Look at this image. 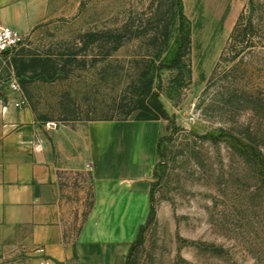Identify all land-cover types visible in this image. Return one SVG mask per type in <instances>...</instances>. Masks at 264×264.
I'll use <instances>...</instances> for the list:
<instances>
[{"label": "rangeland", "instance_id": "obj_1", "mask_svg": "<svg viewBox=\"0 0 264 264\" xmlns=\"http://www.w3.org/2000/svg\"><path fill=\"white\" fill-rule=\"evenodd\" d=\"M244 8L223 29V22L216 26L204 15L201 34H195L183 0H52L49 21L0 58L2 89L8 92L16 82L42 126L86 124L93 109L107 111L115 100L130 98L140 70L156 73L155 88L176 127L165 134V157L152 178L156 214L143 227L129 264H264V110L258 106L264 105V49L238 61V79L229 74L206 90ZM182 13L191 22L195 54L192 67L184 51L179 69H172L189 28ZM97 32L106 35L100 44L82 39ZM212 33L224 39L215 59L220 44L209 40ZM200 41L212 43L211 51L203 53ZM70 55L77 61L67 62ZM34 58H51L37 67L42 77L29 71L19 77ZM54 62L60 73L48 80ZM65 178L73 235L91 210L92 188L85 176Z\"/></svg>", "mask_w": 264, "mask_h": 264}, {"label": "crops", "instance_id": "obj_2", "mask_svg": "<svg viewBox=\"0 0 264 264\" xmlns=\"http://www.w3.org/2000/svg\"><path fill=\"white\" fill-rule=\"evenodd\" d=\"M51 1L0 0V21L29 37L51 18ZM183 1L201 34L204 15L221 24L249 0ZM166 133L165 121L42 126L23 95L0 84V264H127L150 218ZM69 174L85 176L93 198L73 235L64 189Z\"/></svg>", "mask_w": 264, "mask_h": 264}, {"label": "trees", "instance_id": "obj_3", "mask_svg": "<svg viewBox=\"0 0 264 264\" xmlns=\"http://www.w3.org/2000/svg\"><path fill=\"white\" fill-rule=\"evenodd\" d=\"M261 11V15L259 16V12ZM182 19L187 21L189 24V28H186V34L182 36V45L179 49V56L174 60L171 68L179 69V65L182 61V54L185 53L188 59L189 67H192V50H193V42H192V34H191V22L187 19L186 15L182 13ZM181 32H185L184 24L181 26ZM106 37L105 33L97 32L94 34H86L82 37V39H91L92 43H102L103 38ZM121 37L118 36L117 40H120ZM119 45L112 48L111 51L107 52L105 56H110L113 51L119 49ZM257 48L264 49V5L258 4L257 0H249L248 4L240 14L227 42L221 53L219 62L217 63L210 82L207 86L208 90L213 83L220 80L221 78H226L227 75L232 74L234 78L240 75L241 69L238 68V63L241 61L242 57L244 60V56L256 50ZM77 55V54H75ZM72 56H68V61L72 59L77 61V56L71 58ZM51 58L48 60H42L41 58H34L32 61L33 66H29L28 69H25L23 72L19 73V77H23L26 72H31L37 77H42V74L38 72L39 65L46 64V62H51ZM239 61V62H238ZM36 64V66H34ZM230 65V67H229ZM232 65V66H231ZM60 64H55L52 67L53 72H50L49 76H47L48 80H54L58 77L60 71ZM227 67V68H226ZM229 67V68H228ZM49 73V72H48ZM223 76V77H222ZM156 81V73L149 68H144L138 72L137 75V88L133 95L130 98L121 97L119 100H115L113 107L109 110H104L101 112L100 108L93 109L88 115L85 116V123L96 122V121H129L134 112H138L135 117V121L141 122H150V121H165L169 123L167 126V131L173 127H176V124L173 118L170 116L166 108L164 107L160 94L157 92L155 88ZM264 95L260 93V96ZM260 108L264 110V105L259 104ZM104 115L103 118H97L94 116ZM73 121H82V120H72ZM169 139L164 136L161 138L159 143V156L160 158H164L165 156L161 150V143ZM92 207V206H91ZM156 211L152 206L151 214L149 221L155 216ZM148 221V222H149ZM147 222V223H148ZM142 230L139 235V239L142 235ZM135 244L131 250L129 259L127 264L130 262V257L134 251Z\"/></svg>", "mask_w": 264, "mask_h": 264}, {"label": "built area", "instance_id": "obj_4", "mask_svg": "<svg viewBox=\"0 0 264 264\" xmlns=\"http://www.w3.org/2000/svg\"><path fill=\"white\" fill-rule=\"evenodd\" d=\"M27 36L20 34L14 29L3 25L0 21V58L8 54H13L15 51L19 50L25 45ZM13 91L21 92L20 86L15 82L10 86ZM25 103L24 100L21 101ZM55 128L56 124H48Z\"/></svg>", "mask_w": 264, "mask_h": 264}, {"label": "bare ground", "instance_id": "obj_5", "mask_svg": "<svg viewBox=\"0 0 264 264\" xmlns=\"http://www.w3.org/2000/svg\"><path fill=\"white\" fill-rule=\"evenodd\" d=\"M229 20H230V18H226L225 19V21L223 22V24H222V29L225 27V24H226V27H228V23H230L229 22ZM201 38V37H200ZM209 40L211 41H213V43H215L214 45H219L220 43H221V38L220 37H217V36H215V33H212L211 35H210V38H209ZM212 44V43H211ZM211 44H209L208 46H205L204 45V48H206V49H208V51H211L210 49H209V46L211 45Z\"/></svg>", "mask_w": 264, "mask_h": 264}]
</instances>
